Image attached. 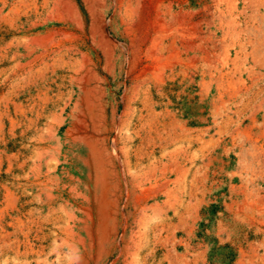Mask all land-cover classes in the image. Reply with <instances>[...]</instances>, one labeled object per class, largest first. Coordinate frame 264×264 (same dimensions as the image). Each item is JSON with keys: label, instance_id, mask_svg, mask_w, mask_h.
I'll return each mask as SVG.
<instances>
[{"label": "rangeland", "instance_id": "1", "mask_svg": "<svg viewBox=\"0 0 264 264\" xmlns=\"http://www.w3.org/2000/svg\"><path fill=\"white\" fill-rule=\"evenodd\" d=\"M56 1L0 0V264H78L85 256L88 264H264V0H133V22L150 34L135 63L122 24L128 2L106 0V32L121 48L111 66L83 0ZM66 1L83 9L87 30L62 21ZM86 58L96 76L90 86L102 90L92 99L102 96L110 114L98 134L109 133V143L118 135L122 161L140 179L166 163L175 169L165 192L161 180L147 185L152 194L125 210L128 228L103 259L87 243L97 218L83 139L98 135L68 119L82 94L73 76L88 70Z\"/></svg>", "mask_w": 264, "mask_h": 264}, {"label": "bare ground", "instance_id": "2", "mask_svg": "<svg viewBox=\"0 0 264 264\" xmlns=\"http://www.w3.org/2000/svg\"><path fill=\"white\" fill-rule=\"evenodd\" d=\"M55 1V0H54ZM112 1V0H111ZM128 2V19L126 22H122L124 29H125V34L130 38L131 42V49L133 52V59L130 61L131 63H135L140 61L142 59V56L144 54V46H145V41L147 37L150 36L149 32L147 29H145L141 23H135L133 22L135 19V14L136 11L132 8V1L133 0H116V5H120L123 2ZM161 1V0H160ZM170 1V0H169ZM172 1V0H171ZM215 1V0H214ZM217 1V0H216ZM4 2V1H3ZM13 2V1H12ZM46 2V1H45ZM58 2V0L56 1ZM85 4V10L87 12V15L91 21V25L88 26L90 27V33L92 34V38L95 41H98L100 45H102V49L104 48L106 51V58H107V63L108 65H112L115 62V56L118 51L119 46L117 45L118 43H115L110 37L108 36L106 32V20L104 16V12L102 11L105 7L106 0H99L94 1V0H83ZM151 2V1H150ZM159 2V1H157ZM5 3V2H4ZM50 3V2H47ZM79 3V2H78ZM146 3V1H145ZM162 3V2H161ZM215 3V2H214ZM30 4V3H29ZM46 4V3H45ZM52 4V3H51ZM163 4V3H162ZM182 4V3H181ZM211 4V3H210ZM19 5V4H18ZM26 5V4H25ZM53 5V4H52ZM51 5V6H52ZM115 5V4H114ZM125 5V4H124ZM157 5V3H156ZM166 5V4H165ZM216 5V4H215ZM34 6V4H33ZM107 6V5H106ZM126 6V5H125ZM149 6V4H148ZM209 6V5H208ZM5 7V6H4ZM8 7V5H7ZM40 7V6H39ZM44 7V6H43ZM60 7V5H59ZM61 11L64 14V21L70 22L74 26L82 27L84 29H88L86 26V18L84 16L83 9L82 12L77 8L75 2L72 1H66L61 3ZM147 7V6H146ZM163 7V6H162ZM166 7V6H165ZM171 7V6H170ZM110 8V7H109ZM119 8V7H118ZM140 8V7H139ZM213 8V7H212ZM20 9V8H17ZM41 9V8H40ZM53 9V8H52ZM56 9V8H55ZM111 9V8H110ZM151 9V7L149 8ZM155 9V8H154ZM158 9V8H156ZM184 9V8H183ZM215 9V8H214ZM23 10V9H22ZM125 10V9H124ZM141 10V9H140ZM163 10V9H162ZM181 10V9H180ZM200 10V9H199ZM21 11V10H20ZM24 11V10H23ZM26 11V10H25ZM34 11V10H32ZM42 11V10H41ZM144 11V10H143ZM152 11V10H150ZM155 11V10H154ZM158 11V10H157ZM155 11V12H157ZM27 12V11H26ZM49 12V11H47ZM114 12V11H113ZM120 12V11H119ZM141 12V11H139ZM145 12V11H144ZM189 12V11H188ZM36 13V12H35ZM106 13V12H105ZM151 13V12H150ZM168 13V12H167ZM174 13V12H173ZM180 13V12H179ZM213 13V12H212ZM58 14V13H57ZM127 15V14H126ZM124 14V17L126 16ZM148 15V14H147ZM174 15V14H173ZM182 15V14H181ZM43 16V15H42ZM59 16V14H58ZM176 16V15H175ZM216 16V15H215ZM146 17V16H145ZM158 17V16H157ZM162 17V16H161ZM165 17V16H164ZM56 18V17H55ZM173 18V17H172ZM178 18V17H177ZM57 19V18H56ZM53 19V20H56ZM125 19V18H124ZM140 19V18H139ZM205 19V18H204ZM58 20V19H57ZM60 20V19H59ZM158 20V19H157ZM203 20V19H202ZM168 21V20H166ZM172 21V20H171ZM180 21V20H179ZM183 21V20H182ZM173 22V21H172ZM177 22V21H176ZM144 23V22H143ZM175 23V22H174ZM149 24V22H148ZM185 24V23H184ZM48 25V24H47ZM146 25V24H145ZM181 25V24H180ZM51 26V25H50ZM66 26V25H65ZM55 27V26H54ZM161 27V25H160ZM159 27V28H160ZM175 27V26H174ZM215 27V26H214ZM75 28V27H74ZM122 28V27H121ZM120 28V29H121ZM217 28V27H216ZM163 29V28H162ZM171 29V28H170ZM64 30V29H63ZM68 30V29H67ZM166 29H164L165 31ZM172 31V29H171ZM180 31V30H179ZM88 32V31H87ZM170 32V31H169ZM177 32V31H176ZM161 33V32H160ZM163 33V32H162ZM161 33V34H162ZM181 33V31H180ZM159 34V33H158ZM185 34V33H184ZM180 34V35H184ZM211 34V33H210ZM213 34V33H212ZM211 34V35H212ZM157 35V34H156ZM173 35V33L171 34ZM177 35V33H176ZM214 35V34H213ZM216 35V34H215ZM164 36V35H163ZM168 36V35H167ZM187 36V35H186ZM155 37V36H154ZM160 37V35H159ZM165 37V36H164ZM179 37V36H177ZM194 37V36H193ZM151 38V37H150ZM166 38V37H165ZM202 38V37H201ZM208 38V37H207ZM159 39V38H158ZM167 39V38H166ZM184 39V38H183ZM204 39V38H203ZM206 39V38H205ZM174 40V39H173ZM211 40V39H210ZM91 41V40H90ZM129 41V40H128ZM181 41V40H180ZM203 41V40H202ZM93 42V43H94ZM149 42V41H148ZM164 42V41H163ZM183 42V41H182ZM169 43V42H168ZM152 44V43H151ZM192 44V43H191ZM92 45V44H91ZM124 45V44H123ZM188 45V44H187ZM212 45V44H211ZM215 45V44H214ZM163 46V45H162ZM177 47V46H176ZM201 47V46H200ZM162 48V47H161ZM167 49V48H166ZM165 49V50H166ZM92 50V49H91ZM123 50V49H122ZM158 50V49H157ZM161 50V49H160ZM74 51V50H72ZM77 51V50H76ZM93 51V50H92ZM121 51V50H120ZM148 51V50H147ZM154 51V50H153ZM151 51V52H153ZM163 51V50H161ZM178 51V50H176ZM80 52V51H79ZM124 53V52H123ZM147 53V52H146ZM161 53V52H160ZM171 53V52H170ZM169 53V55H170ZM207 53V52H206ZM210 53V51H209ZM214 53V52H213ZM73 54V52H72ZM104 54V55H105ZM152 57L150 58V64L151 68L154 67L157 63V60H155L157 57L156 54L151 53ZM166 54V53H165ZM208 54V53H207ZM78 55V54H77ZM82 55V54H81ZM212 55V54H211ZM129 56V55H128ZM145 56V54H144ZM166 56V55H165ZM96 57V56H95ZM173 57V56H172ZM183 57V56H181ZM208 57V56H207ZM212 57V56H211ZM81 58V57H80ZM159 58V57H158ZM165 58V57H164ZM216 58V57H215ZM83 59V57H82ZM162 59V58H161ZM174 59V58H173ZM211 59V58H210ZM103 60V59H102ZM101 60V61H102ZM130 60V59H129ZM166 60V59H165ZM185 60V59H184ZM87 61V58H86ZM143 61V60H142ZM155 61V62H154ZM167 61V60H166ZM183 61V60H182ZM78 62V60H77ZM99 62V61H98ZM161 62V61H160ZM165 62V61H164ZM174 62V60H173ZM186 62V61H185ZM184 62V63H185ZM105 63V62H104ZM159 63V62H158ZM177 63V61H176ZM78 64V63H77ZM76 64V65H77ZM178 64V63H177ZM197 64V63H196ZM201 64V63H200ZM85 66H89L88 70L85 73H78L77 77L73 76V82L76 84V86L79 87L81 90V99L80 101H77V104L74 108H71L69 111L68 119L71 121L72 125L74 122L81 121L82 124L86 127L90 126L93 131L98 135L97 137L91 136L88 138H84L83 142L85 145V153H86V167L89 169V173L87 176L89 186H88V192H90L89 199H91V202L94 207L93 210L95 212V217L97 218V231L96 233L93 234L92 230L89 228L88 229V246L90 250H93L97 248V256L99 259H103L104 257L108 256V249L109 247L115 246L119 244V233L120 230L126 231L128 228V224L130 221V217L126 216L125 210L126 209H131L132 206H137L136 203H141L145 198V194H150L153 191L146 189L145 186L149 185L151 187L152 183H157L161 180L162 185L161 188L162 190H165L170 186L169 182L173 180H169V175L172 174V172L175 171L174 167L166 163L167 165H164L162 169H160V172H155L152 171L147 178L140 179L139 177L135 176L134 174H131L130 171H132L131 166L127 162H123L122 158V152H119V144L118 143V135L115 138V143H109L110 142V134H103L99 135L98 131H100V128H105L109 125L110 123V114L107 110V108L102 104V99L100 96L98 100H93L92 94L94 90H99V87H91L90 82L91 80H95V73L91 69L92 66V61L88 60L86 63H84ZM144 65V64H143ZM158 65V64H157ZM170 65V64H169ZM173 65V64H172ZM179 65V64H178ZM191 65V64H190ZM208 65V64H207ZM216 65V64H215ZM79 66V64H78ZM107 66V65H106ZM142 66V65H141ZM168 66V64H167ZM180 66V65H179ZM194 66V65H192ZM209 66V65H208ZM51 67V66H50ZM65 67V66H64ZM68 67V66H67ZM75 67V66H74ZM81 67V66H80ZM125 67V66H124ZM147 67V66H146ZM170 67V66H169ZM167 67V68H169ZM197 67V66H196ZM195 67V68H196ZM212 67V66H211ZM73 68V67H71ZM77 68V67H76ZM75 68V69H76ZM107 68V67H105ZM131 68V67H130ZM176 68V67H175ZM74 69V70H75ZM129 69V68H128ZM143 69V67H142ZM159 69V68H158ZM180 69V68H179ZM157 70V69H156ZM163 70V69H162ZM69 71V70H68ZM136 71V70H135ZM144 71V70H143ZM159 71V70H158ZM184 71V70H183ZM188 71V70H187ZM200 71V70H199ZM204 71V70H203ZM70 72V71H69ZM108 72V71H107ZM125 72V71H124ZM130 72V71H129ZM166 72V71H165ZM191 71H189L190 73ZM126 73V72H125ZM141 73V72H140ZM153 73V72H152ZM156 73V71H155ZM185 73V72H184ZM207 73V72H206ZM132 74V73H131ZM146 74V73H145ZM162 74V73H161ZM171 74V73H170ZM181 74V73H180ZM202 74V73H201ZM138 75V74H137ZM143 75V74H142ZM157 75V73H156ZM197 75V74H196ZM200 75V73H199ZM128 76V75H127ZM126 76V78H127ZM72 77V76H71ZM141 77V76H139ZM107 78H109L107 76ZM113 78V77H112ZM133 78V77H132ZM135 78V77H134ZM158 81L160 82L161 85H165V81L163 80V77H158ZM110 79V78H109ZM125 79V78H124ZM155 79V78H154ZM153 79V80H154ZM183 79V78H182ZM197 79V78H196ZM204 79V78H203ZM202 79V80H203ZM157 80V79H155ZM154 80V81H155ZM205 80V79H204ZM212 80V79H211ZM96 81V80H95ZM115 81V80H114ZM135 81V80H134ZM171 81V80H170ZM173 81V80H172ZM210 81V80H209ZM104 82V81H103ZM180 82V81H179ZM187 82V80H186ZM203 82V81H202ZM113 83V82H112ZM127 84V83H126ZM197 84V83H196ZM139 86V85H138ZM178 86V85H177ZM188 86V84H187ZM155 87V86H154ZM165 87V86H164ZM203 87V86H202ZM149 88V87H148ZM163 88V87H162ZM174 88V87H173ZM190 88V87H189ZM193 88V87H192ZM195 88V87H194ZM60 89V88H59ZM105 90L107 88H104ZM111 89V88H110ZM158 89V88H157ZM140 90V89H139ZM75 91V90H74ZM185 91V90H184ZM147 92V91H146ZM154 92V90H153ZM182 92V91H181ZM70 93V92H69ZM72 93V92H71ZM106 93V92H105ZM137 93V92H136ZM148 93V92H147ZM190 93V92H189ZM126 94V93H125ZM129 94V93H128ZM160 93H158L159 95ZM191 94V93H190ZM100 95L101 92H100ZM111 95V94H110ZM142 95V94H141ZM144 95V94H143ZM187 95V94H186ZM194 95V94H193ZM75 97V96H74ZM183 97V96H182ZM71 98V97H70ZM96 98V97H95ZM134 98V97H133ZM147 98V97H146ZM165 98V97H164ZM175 98V97H174ZM187 98V97H186ZM126 99V98H125ZM145 99V97H144ZM178 99V98H177ZM56 100V99H55ZM110 100V99H109ZM165 100V99H164ZM113 101V99H112ZM125 101V100H124ZM130 101V100H129ZM148 101V99L146 100ZM167 101V100H166ZM145 102V101H144ZM109 103V102H108ZM140 103V101H139ZM146 103V102H145ZM181 103V102H180ZM66 104V103H65ZM143 104V103H142ZM148 104V103H147ZM155 104V103H154ZM153 104V105H154ZM162 105V104H161ZM166 105V104H165ZM187 105V104H186ZM198 105V104H197ZM71 106V105H70ZM127 106V105H125ZM140 106V105H139ZM155 106V105H154ZM159 106V105H158ZM163 106V105H162ZM173 107V106H172ZM116 108V107H115ZM130 108V107H129ZM144 108V107H143ZM155 108V107H153ZM125 109V108H124ZM134 109V108H133ZM118 111V110H117ZM135 111V110H134ZM148 112V111H147ZM176 112V111H175ZM151 114V113H150ZM183 114V113H182ZM148 115V114H147ZM170 115V114H168ZM65 116V114H64ZM141 116V115H140ZM153 116V115H152ZM155 116V115H154ZM153 116V117H154ZM157 116V115H156ZM164 116V115H163ZM59 117V116H58ZM66 117V116H65ZM112 117H114L112 115ZM133 117V114H132ZM135 117V115H134ZM177 117V116H176ZM200 117V116H199ZM56 118V117H55ZM60 118V117H59ZM155 118V117H154ZM201 118V117H200ZM64 119V118H63ZM148 119V118H147ZM163 119V117H162ZM175 119V118H174ZM181 119V118H180ZM59 120V119H58ZM142 120V119H141ZM151 120V119H150ZM154 120V119H153ZM193 120V117H192ZM67 121V120H66ZM126 121V120H125ZM140 121V120H139ZM146 121V120H144ZM148 121V120H147ZM146 121V122H147ZM161 121V120H160ZM184 121V120H183ZM65 122V121H64ZM158 122V121H157ZM163 122V121H162ZM176 122V121H175ZM132 123V122H131ZM154 123V122H153ZM61 124V122H60ZM126 124V123H125ZM130 124V123H129ZM137 124V123H136ZM147 124V123H146ZM170 124V123H169ZM168 124V125H169ZM173 124V123H172ZM199 124V123H198ZM52 125V124H51ZM128 125V124H127ZM140 125V124H139ZM151 125V124H150ZM83 126V127H84ZM134 126V125H133ZM157 126V125H156ZM162 126V125H161ZM188 126V125H187ZM81 127V126H80ZM123 127V126H122ZM128 127V126H127ZM146 127V126H145ZM152 127V126H151ZM159 127V126H158ZM168 127V126H167ZM166 127V128H167ZM173 127V126H172ZM112 131L116 129V126L113 124L112 125ZM148 128V126H147ZM146 128V129H147ZM162 128V127H161ZM164 128V127H163ZM180 129L184 130V127H179ZM69 129V128H68ZM72 129V128H71ZM121 129V128H120ZM136 129V128H135ZM154 129V128H153ZM171 129V127L169 128ZM86 130V129H85ZM129 130V129H128ZM132 130V129H131ZM139 130V129H138ZM148 130V129H147ZM150 130V129H149ZM60 131V130H59ZM80 131V130H79ZM88 131V129L86 130ZM123 131V129L121 130ZM163 131V130H162ZM116 132V131H115ZM124 132V131H123ZM122 132V133H123ZM139 132V131H138ZM169 132V131H168ZM190 132V131H189ZM61 133V132H60ZM136 133V132H135ZM151 133V132H150ZM171 133V131H170ZM175 133V132H174ZM192 133V132H190ZM198 133V131H197ZM88 134V132H87ZM90 134V133H89ZM116 134V133H115ZM137 134V133H136ZM183 134V132H182ZM195 134V133H194ZM61 135V134H60ZM64 135V134H63ZM72 135V134H71ZM80 135V134H79ZM120 135V134H119ZM148 135V134H147ZM174 135V134H173ZM177 135V134H176ZM73 136V135H72ZM71 139L74 138V136ZM128 136V135H127ZM137 136V135H135ZM183 136V135H182ZM181 136V137H182ZM63 137V136H62ZM124 137V136H123ZM153 137V136H152ZM157 137V136H156ZM167 137V136H166ZM171 137V136H169ZM188 137V136H187ZM164 138V137H163ZM175 138V137H172ZM178 138V137H177ZM175 138V139H177ZM192 138V137H190ZM199 138V136L197 137ZM196 138V139H197ZM122 139V138H121ZM120 139V140H121ZM162 139V138H161ZM168 140V138H166ZM133 140V139H131ZM144 140V139H143ZM155 140V139H154ZM163 140V139H162ZM190 140V139H189ZM198 140V139H197ZM59 141V140H58ZM65 141V140H64ZM69 141V140H68ZM178 141V140H177ZM176 141V142H177ZM181 141H183L181 139ZM187 141V140H186ZM201 141V140H200ZM199 141V142H200ZM120 142V141H119ZM141 142V141H140ZM145 142V141H144ZM150 142V140H149ZM154 142V141H153ZM162 142V141H161ZM46 143V142H45ZM53 143V142H52ZM68 143V142H66ZM74 143V142H73ZM139 143V142H138ZM143 143V142H142ZM152 143V141H151ZM165 143V142H163ZM167 143V142H166ZM165 143V144H166ZM170 143V141H169ZM172 143V141H171ZM60 144V143H59ZM69 144V143H68ZM77 144V143H76ZM147 144V143H145ZM162 144V143H161ZM175 144V143H174ZM42 145V144H41ZM129 145V144H128ZM142 145V144H141ZM163 145V144H162ZM63 146V145H62ZM137 146V145H136ZM149 146V145H148ZM157 146V145H156ZM161 146V145H160ZM168 146V145H167ZM171 146V144H170ZM178 146V145H177ZM182 146V144H181ZM197 146V145H196ZM50 147V146H49ZM57 147V146H56ZM162 147V146H161ZM175 147V146H174ZM179 147V146H178ZM59 148V147H58ZM63 148V147H62ZM130 148V147H129ZM137 148V147H136ZM143 148V147H142ZM163 148V147H162ZM146 149V148H145ZM169 149V148H168ZM43 150V149H42ZM48 150V149H47ZM68 150V149H67ZM72 150V149H70ZM76 150V149H75ZM82 150V149H81ZM125 150V148H124ZM129 150V149H128ZM138 150V149H137ZM140 150V149H139ZM152 150V149H151ZM156 151V149H153ZM134 151V150H133ZM145 151V150H144ZM173 151V150H172ZM52 152V151H51ZM167 152V150H166ZM171 152V151H170ZM68 153V152H67ZM146 153V152H145ZM154 153V152H153ZM70 154V153H69ZM133 154V153H132ZM149 154V153H148ZM152 154V153H151ZM165 154V153H164ZM46 155V154H45ZM56 155V154H55ZM135 155V154H134ZM147 155V154H146ZM161 155V154H160ZM52 156V155H51ZM126 156V155H125ZM141 156V155H140ZM163 156V155H162ZM180 156V155H179ZM188 156V155H187ZM197 156V155H196ZM61 157V156H60ZM139 157V156H138ZM66 158V157H65ZM143 158V157H142ZM195 158V157H194ZM155 159V158H154ZM152 159V160H154ZM158 159V158H157ZM170 159V158H169ZM173 159V158H172ZM181 159V158H180ZM68 160V159H67ZM145 160V159H144ZM151 160V159H150ZM189 160V159H188ZM197 160V159H196ZM135 161V160H134ZM159 161V160H158ZM161 161V159H160ZM164 161V160H163ZM200 161V160H199ZM198 161V162H199ZM84 162V161H83ZM141 162V161H140ZM143 162V161H142ZM194 162V161H193ZM144 163V162H143ZM153 163V162H152ZM58 164V163H57ZM66 164V163H65ZM134 164V163H133ZM151 164V163H150ZM154 164V163H153ZM195 164V162H194ZM193 164V165H194ZM197 164V163H196ZM48 165V164H47ZM68 165V164H67ZM71 165V164H70ZM174 165V164H173ZM183 166V165H182ZM84 168V167H83ZM135 168V166H134ZM141 168V167H140ZM139 168V169H140ZM150 168V167H149ZM195 168V167H194ZM63 169V168H62ZM184 169V168H183ZM187 169V167H186ZM198 169V168H197ZM87 170V169H86ZM50 171V170H49ZM75 171V170H74ZM65 172V171H64ZM69 172V171H68ZM177 172V170H176ZM175 172V173H176ZM197 172V171H196ZM75 173V172H73ZM72 173V174H73ZM139 173V172H138ZM179 173V172H177ZM188 173V172H187ZM199 173V170H198ZM70 174V172H69ZM136 174V173H135ZM197 174V173H196ZM140 175V173H139ZM198 175V174H197ZM81 176V175H80ZM65 177V176H64ZM130 177V178H129ZM186 177V176H185ZM184 177V178H185ZM61 179V178H60ZM186 179V178H185ZM197 179V178H196ZM65 181V180H64ZM73 183V182H72ZM75 183V182H74ZM87 183V184H88ZM195 183V182H194ZM58 184V183H57ZM69 184V183H68ZM41 185V184H40ZM72 185V184H71ZM70 185V186H71ZM76 185V184H75ZM84 185V184H83ZM184 185V184H183ZM197 185V184H195ZM43 186V185H42ZM53 186V185H52ZM85 187V186H84ZM83 187V188H84ZM198 187V186H197ZM196 187V188H197ZM68 188V187H67ZM74 188V187H73ZM148 190L147 193L144 191ZM47 189V188H46ZM45 189V190H46ZM63 189V188H62ZM177 189V188H176ZM70 190V189H69ZM84 190V189H83ZM195 190V189H194ZM54 191V190H53ZM81 191V190H80ZM174 191V190H173ZM178 191V190H177ZM181 191V190H180ZM198 191V190H197ZM87 192V193H88ZM86 193V194H87ZM199 193V192H198ZM78 194V193H77ZM152 194V193H151ZM156 194V193H155ZM154 194V195H155ZM170 194V193H169ZM195 194V193H194ZM61 196V195H60ZM86 196V195H85ZM88 196V195H87ZM150 196V195H149ZM180 196V195H179ZM14 197V196H13ZM58 197V196H57ZM65 198V197H64ZM63 198V199H64ZM86 198V197H85ZM147 198V197H146ZM199 198V197H198ZM19 199V198H18ZM66 199V198H65ZM68 199V198H67ZM160 199V198H159ZM17 200V199H16ZM78 200V199H77ZM82 200V199H81ZM163 200V199H162ZM179 200V199H178ZM70 201V200H69ZM90 201V200H89ZM156 201V200H155ZM16 202V201H15ZM159 202V201H158ZM182 202V201H181ZM199 202V200H198ZM160 203V202H159ZM86 204V203H85ZM91 204V205H92ZM154 204V203H153ZM15 205V204H14ZM50 205V204H49ZM66 205V203H65ZM90 205V204H89ZM150 205V204H149ZM24 206V205H23ZM68 206V205H67ZM70 206V205H69ZM151 206V205H150ZM25 207V206H24ZM142 207V206H141ZM199 207V206H198ZM80 208V207H79ZM152 208V207H151ZM21 209V208H20ZM89 209V208H88ZM145 209V208H144ZM147 209V208H146ZM138 210V209H137ZM75 212V211H74ZM89 212V211H88ZM167 212V210H166ZM142 213V212H141ZM78 214V213H77ZM79 215V214H78ZM87 215V214H86ZM91 216V215H90ZM68 217V214H67ZM80 217V216H79ZM132 217V216H131ZM167 217V216H166ZM62 218V217H61ZM60 218V219H61ZM65 218V217H64ZM69 218V217H68ZM95 218V219H96ZM181 218V217H180ZM198 218V217H197ZM196 218V219H197ZM70 219V218H69ZM65 220V219H63ZM78 220V219H77ZM132 220V219H131ZM172 220V219H170ZM85 221V220H84ZM164 221V220H163ZM181 221V220H180ZM28 222V221H27ZM55 222V221H54ZM69 222V220H68ZM150 223V221H148ZM29 223V222H28ZM72 224V223H71ZM75 224V223H74ZM158 224V223H157ZM165 224V222H164ZM133 225V224H132ZM80 226V225H79ZM92 226V225H91ZM154 226V225H153ZM163 226V225H162ZM169 226V225H168ZM84 227V226H83ZM94 227V226H93ZM151 227V226H149ZM170 227V226H169ZM70 228V227H69ZM77 228V227H76ZM167 228V226H166ZM68 229V228H67ZM158 229V228H157ZM171 229V228H170ZM94 230V229H93ZM137 230V229H136ZM167 230V229H165ZM66 231V230H65ZM84 231V230H83ZM141 231V230H140ZM179 231V230H178ZM129 232V231H128ZM133 232V231H132ZM142 232V231H141ZM85 233V232H84ZM170 233V232H169ZM71 234V233H70ZM134 234V233H133ZM72 235V234H71ZM70 235V236H71ZM68 236V235H67ZM87 236V234H86ZM159 236V235H158ZM161 236V235H160ZM131 238V237H130ZM143 238V237H142ZM162 238V237H161ZM169 238V237H167ZM71 236V240H72ZM48 240V239H47ZM80 240V239H79ZM82 240V239H81ZM138 240V239H137ZM83 242V240H82ZM143 242V241H142ZM86 243V242H85ZM73 244V243H72ZM76 245V244H75ZM142 245V244H140ZM51 246V245H50ZM78 246V245H77ZM133 247V246H132ZM135 247V246H134ZM86 248V246H85ZM84 248V249H85ZM13 249V248H12ZM124 249V248H123ZM82 250V249H81ZM88 250V247L87 249ZM89 251V250H88ZM137 253V252H136ZM120 254V253H118ZM131 254V253H130ZM96 256V254H94ZM110 255V254H109ZM183 255V254H182ZM184 256V255H183ZM91 257V255H90ZM108 258V257H107ZM119 258V257H118ZM180 258V257H179ZM126 259V258H125ZM98 260V259H97ZM116 260V259H115ZM127 260V259H126ZM71 261V259H70ZM75 261V260H74ZM99 261V260H98ZM72 263V262H71ZM88 259L85 257H81L78 259V264H88ZM127 263V262H126ZM96 264V263H95Z\"/></svg>", "mask_w": 264, "mask_h": 264}]
</instances>
